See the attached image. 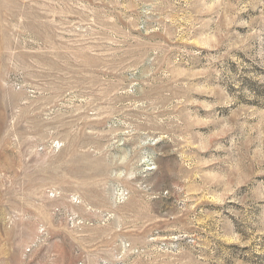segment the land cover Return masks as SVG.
<instances>
[{
	"label": "rangeland",
	"instance_id": "1",
	"mask_svg": "<svg viewBox=\"0 0 264 264\" xmlns=\"http://www.w3.org/2000/svg\"><path fill=\"white\" fill-rule=\"evenodd\" d=\"M0 264H264V0H0Z\"/></svg>",
	"mask_w": 264,
	"mask_h": 264
}]
</instances>
